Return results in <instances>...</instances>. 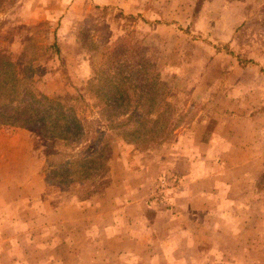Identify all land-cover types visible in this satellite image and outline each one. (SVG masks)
Listing matches in <instances>:
<instances>
[{"label":"rangeland","instance_id":"374dc122","mask_svg":"<svg viewBox=\"0 0 264 264\" xmlns=\"http://www.w3.org/2000/svg\"><path fill=\"white\" fill-rule=\"evenodd\" d=\"M95 1L0 0V51L22 59L39 95L87 106L107 123L88 82L103 52L125 39L143 46L167 88L184 93L191 120L150 147L114 132L112 169L90 195L50 187L51 148L28 129L0 125V264H264V169H196L185 181L167 167L209 103L216 125L236 135L246 118L243 127L264 142V102L253 104L257 87L264 91V0H144L153 15ZM93 10L110 18L109 37L86 28ZM245 80L242 106L231 92ZM126 159L164 170L122 190Z\"/></svg>","mask_w":264,"mask_h":264},{"label":"trees","instance_id":"16d2710c","mask_svg":"<svg viewBox=\"0 0 264 264\" xmlns=\"http://www.w3.org/2000/svg\"><path fill=\"white\" fill-rule=\"evenodd\" d=\"M132 54L136 59L130 61ZM152 61L143 46L125 39L103 52L88 88L104 123L91 118L87 106L69 105L60 95H39L22 59L0 51V125L28 129L51 148L44 166L50 187L90 195L109 176L114 132L150 147L174 138L191 120L184 116L190 102L183 92L165 86Z\"/></svg>","mask_w":264,"mask_h":264},{"label":"crops","instance_id":"0c3cea01","mask_svg":"<svg viewBox=\"0 0 264 264\" xmlns=\"http://www.w3.org/2000/svg\"><path fill=\"white\" fill-rule=\"evenodd\" d=\"M96 3L99 5H118L124 13L128 14L144 12L153 15L155 12L152 10H156L150 8V5H147L144 0H96ZM87 13L88 17L85 18L86 28L89 31L97 32L102 39L109 37L108 34L113 29L110 18L101 17L95 10L87 11ZM124 22L130 21L127 19ZM110 27L111 29L107 31ZM242 82L246 85L239 82L237 86H234L231 93L239 96L237 102L240 105L247 106L246 102L250 103V100H246L244 96L250 92V86L246 80ZM257 88L261 96L253 98V104L256 106L264 102V91L259 87ZM211 105L210 103L207 104V111L201 112L193 121L192 129L196 134L191 137L188 136L186 139L184 137L177 139V152L172 155L173 159L169 160L167 167L172 166L176 170L179 169V173L185 181L188 173L195 174L196 169H231V167L233 169H264V142L258 140L254 133L247 132L243 127L246 118L238 119V129H235V132L237 130L235 135L232 132H227L225 130L226 125L222 122L216 125L215 119L208 112ZM251 119H254V117L252 116ZM208 132H211V135L205 138L204 136ZM124 159L125 157H123V161ZM258 159L261 161H258ZM147 160L150 163L149 158ZM213 160L216 161L213 164L214 166H211ZM124 163V176L120 182L123 184L121 186L122 190H136L141 186L146 187L151 173L158 171V174L164 170L148 169L145 162L138 163V165L137 163L128 165L130 164L128 159Z\"/></svg>","mask_w":264,"mask_h":264},{"label":"built area","instance_id":"2783aa9c","mask_svg":"<svg viewBox=\"0 0 264 264\" xmlns=\"http://www.w3.org/2000/svg\"><path fill=\"white\" fill-rule=\"evenodd\" d=\"M160 197H161V200H159V197H158V200H159L160 203H162V196L160 195Z\"/></svg>","mask_w":264,"mask_h":264}]
</instances>
